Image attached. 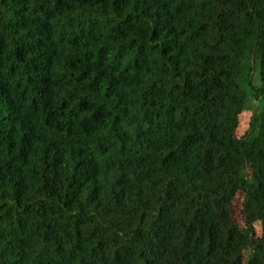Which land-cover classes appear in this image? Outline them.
Masks as SVG:
<instances>
[{"label": "trees", "instance_id": "trees-1", "mask_svg": "<svg viewBox=\"0 0 264 264\" xmlns=\"http://www.w3.org/2000/svg\"><path fill=\"white\" fill-rule=\"evenodd\" d=\"M0 264H264V0H0Z\"/></svg>", "mask_w": 264, "mask_h": 264}, {"label": "rangeland", "instance_id": "rangeland-1", "mask_svg": "<svg viewBox=\"0 0 264 264\" xmlns=\"http://www.w3.org/2000/svg\"><path fill=\"white\" fill-rule=\"evenodd\" d=\"M250 102H251V101L247 102L246 105H247V106L250 105ZM254 104H255V103H254ZM256 105L259 106L260 103L257 102ZM256 105H255V106H256ZM249 110H250V108H249V106H248V108L243 109V111H242V112L240 113V115H239V127H238L237 130H236V135H237V136L241 135L242 132L244 131L245 127H246L247 119H248V117H249V115H250ZM233 208H234V210H233V211H234V218H235L236 220H239V219H240V213L237 211V201H234ZM254 227H255L256 230H258L259 227H260V226H259V223H255V224H254Z\"/></svg>", "mask_w": 264, "mask_h": 264}]
</instances>
